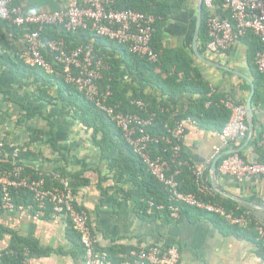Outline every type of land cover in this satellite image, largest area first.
<instances>
[{
  "label": "crops",
  "instance_id": "crops-1",
  "mask_svg": "<svg viewBox=\"0 0 264 264\" xmlns=\"http://www.w3.org/2000/svg\"><path fill=\"white\" fill-rule=\"evenodd\" d=\"M16 1L27 13H38L65 10L72 0ZM197 11L198 0H186L183 11L178 15L182 18L180 25L176 14L166 27L165 41L187 47L188 28L192 19L197 18ZM91 41L108 57L122 56V51H119L121 47L102 44L95 38H91ZM26 46L24 37L15 39V50L10 52L13 58L18 59L19 55L20 59ZM209 58L245 75L242 77L226 69L197 63L210 85L217 87L235 105L246 107L252 85L255 87L251 98L253 131L247 121L245 137L226 142L222 139L218 123H209L212 127L200 126L194 119L195 123H187L183 137L184 154L194 164L205 167V180L214 187L211 165L217 156L238 153L250 162L264 161V148L260 144L264 134V73L261 74L256 68L246 39H242L229 53L214 54ZM27 65L17 71L10 65L0 64V87L3 88L0 94V113H10L0 127V137L9 131L10 139L15 144L29 149L26 144L31 138L30 133L34 129L41 130L44 133L43 140L31 146L38 156L26 163L36 170L50 172L65 165L68 172L81 173L90 179V184L80 187L75 196L78 206L90 215L98 248L115 244L136 249L151 245L176 246L180 251L179 264H264L261 249L264 241L259 238L253 224L248 227L239 226L236 232L234 226H221L211 216L165 222L139 216L133 201L117 205L113 195V179L101 181V177L108 174V169L101 163V149L93 144L92 130L84 128L72 112H66L61 105L45 100L41 93L45 88L52 95H59L57 82H49L48 72L41 67L30 71L26 69ZM116 76L121 80L129 79L124 69L117 71ZM139 84L145 87L142 80ZM195 97L194 93L183 92L173 96L172 100L174 104L182 106ZM28 112L33 116L25 118L17 126L16 121L26 117ZM216 180L217 192L223 198L237 202V210L249 211L264 223V176H252L238 182L224 176L217 168ZM0 226L22 237L35 239L41 247L52 250L49 256L32 257L27 264H84L69 240L68 219L64 216L48 219L28 209L5 210L0 212ZM251 231L252 234L249 233ZM11 239V233L0 237V252L10 245Z\"/></svg>",
  "mask_w": 264,
  "mask_h": 264
},
{
  "label": "trees",
  "instance_id": "trees-1",
  "mask_svg": "<svg viewBox=\"0 0 264 264\" xmlns=\"http://www.w3.org/2000/svg\"><path fill=\"white\" fill-rule=\"evenodd\" d=\"M15 3L20 5L16 0ZM185 3L186 0H115L113 4L119 10L134 9L147 15L153 14L156 16L152 46L158 54L157 61L142 58L131 51L129 44L118 43L115 40L98 36L91 28H80L73 31L67 30L63 25H48L45 27L42 37L44 40L63 38L66 45L72 50L78 46H91L95 61L101 60L106 66L102 69L103 77L98 80V84L102 91L108 87L111 89L112 95L109 97L108 104L117 105L118 109L124 113H137L142 116L154 114L153 124L147 129L153 137L169 135L171 129L187 118L196 120L200 126L212 127L213 125L209 123H218L222 130L230 119L231 110L220 103L221 99L226 98L225 94L219 92L217 87L210 85L209 81L204 78L200 64H197L201 62L192 50L196 17L192 19L188 28L187 47L182 44H173L165 41L164 32L166 27L176 14L177 18L179 17L178 24L180 25L182 18L178 15L183 11ZM25 13L27 12L25 11ZM208 14V10L203 6V23L198 46L200 52L207 57L210 56L208 47L210 39L206 28ZM184 19L185 17L183 16ZM89 21L88 23L90 24L91 21ZM34 29H36V26L32 25L29 30ZM24 33L25 30L22 27L0 18V64L10 65L17 71L27 65L23 59H19V55H17L18 59H14L12 53H10L13 49L15 50L14 40L24 37ZM246 36L243 40H247L251 54L255 57L256 52L262 49L263 43L253 32H249ZM91 38H95L96 41L102 44L111 45V47H121L122 50L119 51H122V56L120 58L106 56L97 46H94ZM230 51L228 50L226 53ZM44 53L47 59L53 63L54 72L41 68L48 72L49 78L47 80L49 82L55 84L57 82L60 93L54 96L46 88L41 93L45 100L61 105L66 112H72L81 121L84 128L92 130L93 144L101 149V163L103 167L108 169V174L101 177V181H107L109 178L113 179V195L117 205H121L125 201H133L139 216L145 219H161L165 222H176L179 219L194 220L211 216L219 225L234 226L233 229L236 232L239 231V225H231L224 216L210 214L195 206L172 201L169 188L153 175L143 159L134 153L115 119L100 109L95 101L89 99L75 84L67 82L62 65L54 63L53 57L46 50ZM201 64L203 65V63ZM38 67L40 66L27 65L26 69L33 71ZM122 69L125 70L129 79L121 80L116 76L117 71ZM140 80H142L145 87L140 86ZM2 91L3 88L0 87V94ZM212 91L213 93L211 94ZM183 92L194 93L196 97L189 102H184L182 106L174 104L172 97ZM136 101H142L143 105H138ZM209 101L211 102L210 105L207 104ZM9 116L10 113L5 111L0 113V127L7 121ZM31 116L33 114L28 112L26 117H20L16 121V125L20 126L25 118ZM220 118H223V120L221 121ZM30 134L31 138L26 144L29 149L23 145L15 144L10 139L11 132L9 131L0 137V143L2 144L0 146V167L12 169L14 163H16L24 166V175L38 178L39 173L43 172L46 176L50 171L36 170L26 163V161L34 160L38 156L36 150L31 149V146L42 141L44 133L41 130L34 129ZM149 146L156 156L162 152L165 145L164 143L156 144L151 142ZM15 150H19L16 157H14ZM183 158L190 160L185 156L184 149ZM53 173L68 179L75 195L80 187L91 182L87 177H83L81 173L68 172L65 165L58 167ZM46 177L47 184L51 187L53 184L51 177ZM177 179L180 183L179 188L181 191L198 193L197 186L194 183V176L188 167L183 168V173ZM207 183L211 185L209 182ZM54 184L60 185L57 180ZM12 195L17 206L16 210L23 205L24 209L36 213L33 208H30V205L36 206L34 195L31 191L21 188L13 190ZM1 197L2 189L0 187V199ZM213 199L217 203L222 204L228 211H242V209L237 210V202L223 198L218 192ZM150 201L154 202L153 206L150 205ZM76 205L77 208L82 209L78 204ZM158 205H163V208L158 209ZM171 205L179 206L178 217L171 215ZM52 214V204L48 203L44 208L43 216L50 219ZM5 233H11L12 239L10 245L0 252L1 264H27L32 257L49 256L52 252L50 248L41 247L37 240L22 237L0 226V237ZM249 233L252 234V231ZM68 237L74 245V250L78 252V257L81 256L84 263L86 250L82 235L75 229L70 219H68ZM94 248L96 252L105 254L107 259L116 264L121 263L125 259L124 255L131 254L134 249L140 250L139 247L136 249V247L129 248L118 244L110 245L107 248H98L96 241ZM261 249L264 254V245L261 246Z\"/></svg>",
  "mask_w": 264,
  "mask_h": 264
},
{
  "label": "built area",
  "instance_id": "built-area-1",
  "mask_svg": "<svg viewBox=\"0 0 264 264\" xmlns=\"http://www.w3.org/2000/svg\"><path fill=\"white\" fill-rule=\"evenodd\" d=\"M114 2L115 0H72L66 10L25 13L24 8L17 5L15 0H0V18L25 30L27 46L21 55L24 61L54 72L53 63L44 53L46 50L53 57L54 63L62 65L66 81L75 84L89 99L95 101L100 109L115 119L134 153L140 156L153 175L169 188L172 201L224 216L232 225L248 227L253 224L259 238L264 241V223L258 221L249 211H228L222 204L214 201L217 190L205 180V167L183 158V135L187 123H195L192 118L179 122L169 131V135L153 137L147 129L153 124L154 114L142 116L137 113H124L117 105L108 104L112 91L109 87L102 91L98 84V80L103 77L102 69L106 66L101 60L95 61L91 46H78L72 50L63 38L43 39L42 34L48 25H63L67 30L73 31L91 28L98 36L129 44L131 51L138 56L157 61L158 54L152 46L156 16L134 9L119 10L113 6ZM202 3L209 13L206 28L210 39V55L225 54L249 32H253L263 43L262 49L256 52L254 61L258 71L264 73V0H202ZM32 25L36 26V29L30 31ZM136 103L143 105L142 101ZM220 103L232 111L229 121L222 129V139L229 142L245 137L248 131L246 107L235 105L228 98L221 99ZM207 104L210 105L211 102ZM151 142L164 143L165 146L159 155L155 156L149 146ZM260 144L264 148V134ZM18 153L19 150H15L14 157ZM184 167H188L192 172L198 193L180 190L177 178L183 173ZM218 168L224 176L232 177L238 182L252 176H264V161L250 162L238 153L223 157ZM23 172L24 166L21 164L14 163L12 169L0 167V212L16 209L13 190L28 189L33 193L36 203V206L30 205V208H33L37 215L43 216L44 208L50 203L53 218L64 216L70 219L75 229L81 233L86 250L84 264H116L107 259L105 254L95 251L96 238L90 215L87 210L77 208L76 196L68 179L49 172L46 176L51 177L53 182L49 187L43 172L39 173L38 178L24 175ZM56 180L60 185L54 184ZM150 205L153 206L154 202L150 201ZM157 208L162 209L163 205H158ZM19 209H24V206L21 205ZM170 211L173 217L179 216L178 205H171ZM179 257L180 251L176 246L151 245L133 250L118 264H179Z\"/></svg>",
  "mask_w": 264,
  "mask_h": 264
},
{
  "label": "water",
  "instance_id": "water-1",
  "mask_svg": "<svg viewBox=\"0 0 264 264\" xmlns=\"http://www.w3.org/2000/svg\"><path fill=\"white\" fill-rule=\"evenodd\" d=\"M202 23H203V3H202V0H198L197 18H196L195 29H194V34H193V38H192V50H193V53L195 54V56L197 57V59L204 64H208V65H211L213 67L226 69L232 73H238L236 70L231 69L230 67H227L226 65H223L221 63H218L216 61L211 60L209 57L203 55L200 52L199 46H198V41H199ZM238 74H240V76H242V77H245V75H243L242 73H238ZM254 93H255V87L252 85V93H251L250 99H249L247 106H246L247 111H248V118H249L248 121H249V124L251 127V132L253 131V125H252L253 109H252V105H251V98H252ZM225 155L226 154H221V155L217 156L211 165V172H212L213 178H214L213 183H214V188L216 190H217L216 177H217V168H218L217 164H218V161L220 160V158H222Z\"/></svg>",
  "mask_w": 264,
  "mask_h": 264
}]
</instances>
